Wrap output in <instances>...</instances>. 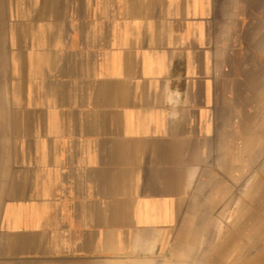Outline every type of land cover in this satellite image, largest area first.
I'll return each mask as SVG.
<instances>
[{
  "label": "crops",
  "instance_id": "0c3cea01",
  "mask_svg": "<svg viewBox=\"0 0 264 264\" xmlns=\"http://www.w3.org/2000/svg\"><path fill=\"white\" fill-rule=\"evenodd\" d=\"M0 7V264H264V0Z\"/></svg>",
  "mask_w": 264,
  "mask_h": 264
},
{
  "label": "rangeland",
  "instance_id": "374dc122",
  "mask_svg": "<svg viewBox=\"0 0 264 264\" xmlns=\"http://www.w3.org/2000/svg\"><path fill=\"white\" fill-rule=\"evenodd\" d=\"M2 7H0V18H2ZM3 26H4V23L2 20H0V50H1V44H2V30H3ZM4 60V55L2 53H0V62H2ZM133 264H166V263H162V262H157V263H152V262H140V263H133Z\"/></svg>",
  "mask_w": 264,
  "mask_h": 264
},
{
  "label": "bare ground",
  "instance_id": "6f19581e",
  "mask_svg": "<svg viewBox=\"0 0 264 264\" xmlns=\"http://www.w3.org/2000/svg\"><path fill=\"white\" fill-rule=\"evenodd\" d=\"M24 56V55H23ZM22 61V60H21ZM40 72V71H39ZM4 260V259H3ZM196 263V262H195Z\"/></svg>",
  "mask_w": 264,
  "mask_h": 264
}]
</instances>
